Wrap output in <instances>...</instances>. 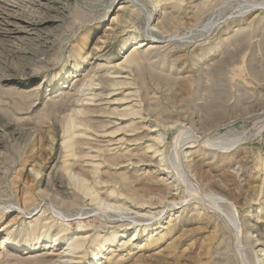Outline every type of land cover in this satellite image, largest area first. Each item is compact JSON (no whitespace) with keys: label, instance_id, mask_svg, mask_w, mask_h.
Returning <instances> with one entry per match:
<instances>
[{"label":"rangeland","instance_id":"1","mask_svg":"<svg viewBox=\"0 0 264 264\" xmlns=\"http://www.w3.org/2000/svg\"><path fill=\"white\" fill-rule=\"evenodd\" d=\"M0 264H264V0H0Z\"/></svg>","mask_w":264,"mask_h":264},{"label":"bare ground","instance_id":"2","mask_svg":"<svg viewBox=\"0 0 264 264\" xmlns=\"http://www.w3.org/2000/svg\"><path fill=\"white\" fill-rule=\"evenodd\" d=\"M144 45H143V43H139V44H136V45H134L133 46V48H132V51H130L131 53L132 52H134V51H136L137 49H140L141 47H143ZM133 55L131 54L130 56H128V60H130V59H132L133 57H132ZM93 98V97H92ZM90 99V98H89ZM77 109V108H76ZM80 111V110H79ZM75 117V116H74ZM78 127H79V123L78 122H76V121H72V123L70 124V126H66V130H65V136H66V139H65V144H66V146H67V148H72V139H73V135L75 134V133H77V132H79L78 131ZM78 136V135H77ZM85 136V135H84ZM79 140V139H78ZM135 143V142H134ZM209 143H211V142H209ZM206 145H208L209 146V144H206ZM210 145H212V144H210ZM205 146V145H204ZM213 146V145H212ZM216 146V145H215ZM215 146H213V147H215ZM212 147V148H213ZM211 148V149H212ZM216 148V147H215ZM130 158V157H129ZM128 160V159H127ZM134 162V161H133ZM140 164V163H139ZM44 224H46V223H44ZM47 225V224H46ZM46 225H44L45 227H46ZM83 238H85V237H83ZM72 240V239H71ZM82 243V240H81V238H74L73 239V241L71 242V245H69L70 246V248H72L71 250L72 251H76V250H78V249H81L80 247H81V245H83V244H81ZM69 248V247H68ZM62 254V253H61ZM94 255V254H93ZM59 257V256H58ZM61 259V258H60ZM57 260H58V258H57Z\"/></svg>","mask_w":264,"mask_h":264}]
</instances>
